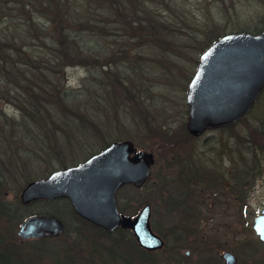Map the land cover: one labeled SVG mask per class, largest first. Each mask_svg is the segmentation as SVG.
I'll return each instance as SVG.
<instances>
[{
	"label": "rangeland",
	"instance_id": "374dc122",
	"mask_svg": "<svg viewBox=\"0 0 264 264\" xmlns=\"http://www.w3.org/2000/svg\"><path fill=\"white\" fill-rule=\"evenodd\" d=\"M262 25L264 0H0V30L23 36L0 46V202L18 204L28 182L116 138L156 156L147 182L123 186L117 199L134 218L150 204L163 247L142 248L130 228L107 234L62 199L38 201L20 218L60 214L66 227L17 238L31 258L40 254L37 264L61 254L107 264L99 244L119 238L139 264H224L226 251L236 264H264L254 227L264 208V90L229 126L186 128V91L210 37ZM60 30L80 46L61 48Z\"/></svg>",
	"mask_w": 264,
	"mask_h": 264
},
{
	"label": "water",
	"instance_id": "95a60500",
	"mask_svg": "<svg viewBox=\"0 0 264 264\" xmlns=\"http://www.w3.org/2000/svg\"><path fill=\"white\" fill-rule=\"evenodd\" d=\"M264 89V28L259 32L235 31L216 39L200 56L187 89V128L194 134L225 127L244 117ZM154 154L137 151L133 142H113L86 161L30 181L22 189L23 203L66 197L83 218L109 230L130 226L141 246L164 245L150 224V204L133 219L123 216L117 192L126 183L141 186L148 178ZM255 228L264 241V215ZM65 225L54 214H32L21 223L22 238L63 233ZM225 264H236V255L223 254Z\"/></svg>",
	"mask_w": 264,
	"mask_h": 264
},
{
	"label": "trees",
	"instance_id": "16d2710c",
	"mask_svg": "<svg viewBox=\"0 0 264 264\" xmlns=\"http://www.w3.org/2000/svg\"><path fill=\"white\" fill-rule=\"evenodd\" d=\"M262 28H264V25L259 26V27H257L256 30H252V31L257 32V31H260ZM243 30H245V29H243ZM14 31L15 30H12L10 32V34H4L0 30V46H2L1 40L7 39L10 35L14 39H23V36L20 34L14 35L13 34ZM59 33H61L63 36V43L61 45H60V41L58 39V45H60L61 48L65 49L66 51H69L71 46L73 48H77L80 46V42H78L77 38L74 36V34L72 32H63L62 30H60ZM219 36H220V33H218V32L213 34V36L210 37V40L208 42L206 41L207 45H210L212 43V41L214 39L216 40ZM86 43L88 44V42H86ZM81 44H83V43H81ZM83 45H86V44H83ZM3 57H4V55H3ZM56 57L58 58V54H56ZM263 93H264V91H263ZM63 200L68 202V200H66V199H63ZM38 201H41V200H38ZM38 201H35V202H38ZM41 202H43V201H41ZM68 203H69V206L71 207L70 202H68ZM21 206L24 207V206H26V204L24 205L21 201L18 204H16V203L8 204L5 201L0 202V223H1L0 228L2 227V228H4V230L6 228V232L0 231V264H37L35 260L38 257V255H40V254H36L33 256V258H31L32 255L27 254V252L25 251V248H23V246H22V243L16 241L17 238H19V236L16 234V231L14 230L15 225L18 226V224H20V222L26 216V215L21 216V218H20L19 211L21 209H19V208H21ZM74 216L77 218L80 217L75 213H74ZM83 220L91 223L90 221H88L86 219H83ZM98 228H100V227L98 226ZM102 229L107 234H109V232H107L108 230H105L104 228H102ZM106 238H108V237H106ZM41 239L45 240L46 238H41ZM124 241L125 240H123L122 238L120 241L116 240V242L111 241L110 239H107L104 241L103 245L99 244L102 247V251H103V254L106 258L107 264H124L123 261H125V259H123L122 257H125V256L129 257V259L127 258L128 261L130 260L134 264H139V261L134 256V254L127 253V251H126L127 247H126V244L123 243ZM125 243H127V242H125ZM39 246H40V244H39ZM56 256H57V258L55 259V262L58 264H77L76 261L74 260V258H76L78 256L70 255V254H61V255H56ZM108 258H109V260H107Z\"/></svg>",
	"mask_w": 264,
	"mask_h": 264
},
{
	"label": "flooded vegetation",
	"instance_id": "af4514ba",
	"mask_svg": "<svg viewBox=\"0 0 264 264\" xmlns=\"http://www.w3.org/2000/svg\"><path fill=\"white\" fill-rule=\"evenodd\" d=\"M185 171H187L186 169H185ZM259 213H257L256 215H258ZM123 229V228H122ZM121 240V238H119V241ZM163 247V246H162Z\"/></svg>",
	"mask_w": 264,
	"mask_h": 264
}]
</instances>
